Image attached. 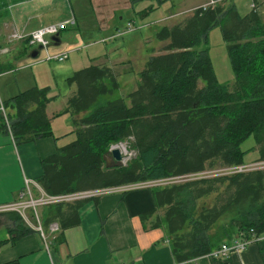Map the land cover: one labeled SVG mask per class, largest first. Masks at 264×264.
Wrapping results in <instances>:
<instances>
[{"label":"trees","instance_id":"obj_1","mask_svg":"<svg viewBox=\"0 0 264 264\" xmlns=\"http://www.w3.org/2000/svg\"><path fill=\"white\" fill-rule=\"evenodd\" d=\"M263 3L241 15L234 4L219 2L160 27L156 38L164 41L162 50L146 60L128 102L115 96L119 83L110 66L74 71L67 82L76 86L62 113L72 117L75 139L42 160L36 179L41 187L60 194L243 164L239 145L250 134L256 160L264 161ZM216 24L235 73L232 89L217 81L208 49L199 48ZM9 68L0 64V72ZM51 100L49 87L34 85L17 93L4 102L12 112L0 111V128L9 130L16 143L51 135L45 110ZM121 141L135 155L125 165L108 167L104 156ZM151 190L155 208L142 213L141 220L155 215L149 227H165L177 262L204 256L238 232H264V168ZM209 196L210 205L201 202ZM85 201L49 206L45 223L78 224V207ZM8 216L14 235L0 240V247L30 231L17 214Z\"/></svg>","mask_w":264,"mask_h":264},{"label":"crops","instance_id":"obj_2","mask_svg":"<svg viewBox=\"0 0 264 264\" xmlns=\"http://www.w3.org/2000/svg\"><path fill=\"white\" fill-rule=\"evenodd\" d=\"M97 1L103 2L104 7L97 5L95 3ZM220 2L228 5L226 0ZM247 2L249 7V0ZM51 3L52 0H0V42L2 40L6 42L11 32L18 30L15 25L16 17L13 16L11 9H14L19 19L22 16L26 19L19 27V30L23 29V34L25 27L28 28L34 21L33 18L41 20ZM125 3L126 0H91L100 32L118 29L113 20L122 19L121 14L124 12L122 8L126 6ZM261 6L263 8L264 3ZM247 12L240 14L244 15ZM76 22L77 19H74V24L70 26L77 25ZM67 28L55 36L54 45L61 43L62 31L66 32ZM25 38L26 36H23L9 46L8 52H12V60H0L1 65L10 67L0 72V111L5 101L31 84L27 81L29 85L22 87V83L18 82L20 85L10 89L7 85V76L21 73L20 67L16 73L13 72L15 63L18 64L28 57L33 58L31 52L34 50H37L36 57L38 56L40 48L38 46L33 49L27 48L26 45H33L30 42L25 43ZM41 61L32 62L30 65ZM32 82L31 86H36L35 81ZM51 101L45 107L50 124L53 117L59 118L57 116L59 114L51 108ZM8 110L12 112L10 107ZM64 119L66 124L69 123V116ZM70 119L72 120V117ZM71 123L73 124V121ZM54 130H56L54 127L51 128V135L34 141L16 143L8 130L0 128V203L16 199L25 179L36 180L41 175L42 160L55 153L57 147L63 144L59 140L60 134L63 133H55ZM154 208L153 192L151 188L144 187L86 199L78 207V224L67 228L60 226L58 233L50 234L48 249L39 233L30 230L12 243L7 242L0 247V264H178L172 254L165 227H149L148 221L155 215L146 223L141 220L142 213ZM45 213L46 208H41L44 218ZM9 227L11 220L8 214L0 215V240L14 235L9 231ZM183 264H264V240L254 242L243 250H235L223 259L201 256Z\"/></svg>","mask_w":264,"mask_h":264},{"label":"rangeland","instance_id":"obj_3","mask_svg":"<svg viewBox=\"0 0 264 264\" xmlns=\"http://www.w3.org/2000/svg\"><path fill=\"white\" fill-rule=\"evenodd\" d=\"M209 1L126 0V6L122 8L124 9V12L121 14L122 19L119 20L117 17L118 19L115 18L113 20V23L118 26V29L115 28L103 32H100L97 27L91 0H52L51 5L46 8L47 11L42 15L41 20L33 18L34 21L28 28H26L27 26L25 27L23 34V29L19 30V27L26 22V19L23 16L19 19L14 13V9H11L13 16L16 17L15 25L18 30H15V32L21 36H28L38 29L60 23H65L67 28V26L71 25V20L74 19H77V25L68 27L66 30L68 32L67 34L62 31L60 36L61 43L59 45H54V42L50 38V53L68 52L66 59L62 61H45L43 60L45 51L41 48L36 58L28 57L18 64H14L13 72L16 73L19 70L17 68L20 67L21 73L7 76L8 88H16L20 85L19 83H22V87H26V85H29L27 81L31 83L28 87L32 85V81H35L38 87L49 86V96L54 99L51 101V108L59 114L57 115L59 118H52L50 126L56 129L54 130L55 133H63L64 136L60 134L61 137H59V140H61L60 143L66 144L75 139V134L69 113L67 115L62 114V112L65 108L68 95L76 86L75 83H72V86H70L67 78L74 71L91 64L110 66L116 74L119 83V88L115 96L122 97L128 102L127 94L136 88L139 78L138 74L143 69L146 60L151 55L160 53L162 50L164 41L156 38L158 29L165 25H173L185 19L192 14L194 9L202 7L204 3H208ZM226 1L228 5L235 4L239 13L249 11L247 0ZM95 3L101 8L104 7V3L101 1ZM260 10L261 16L264 19V7L262 8L261 6ZM129 24L131 25V30H128ZM11 34L8 36L6 42L4 40L0 42V60H12V52L8 51L9 46L16 40L11 38ZM102 39L105 41L103 42ZM26 46L30 49L36 47L35 44L33 46ZM199 48L208 49L217 81L220 84L228 85L232 89L235 82V73L229 61L226 42L222 37L219 24L209 29L206 40L199 45ZM36 61L41 62L32 66L30 65ZM71 87L72 90L70 91ZM3 109L5 114L9 111L8 109ZM67 116H69V123L66 124L64 118ZM120 143L124 144L126 142L121 141ZM239 147L244 152V163L257 161L258 150L253 135L250 134L243 139ZM127 150L130 152H128L127 159L130 161L134 153L128 148V145ZM108 160L111 165L113 161L109 158ZM122 163L124 162L122 161ZM212 197L203 198L201 202L210 205ZM201 205L199 204V207Z\"/></svg>","mask_w":264,"mask_h":264},{"label":"built area","instance_id":"obj_4","mask_svg":"<svg viewBox=\"0 0 264 264\" xmlns=\"http://www.w3.org/2000/svg\"><path fill=\"white\" fill-rule=\"evenodd\" d=\"M220 1L222 0H210L207 4H203L202 8L205 9L207 6L216 5ZM262 1L264 0H249V8L251 10H257L259 4ZM71 24H74V20H71ZM130 26L131 25L129 24L128 30H131ZM65 28V23H60L58 25H49L44 28L38 29L31 35L26 36V38H29L28 42H30L31 45L35 44L40 49L42 48L45 51V57L43 58V60L62 61L68 57V52L51 54L49 51V46L51 45L50 38L54 42L52 37L57 36L58 33ZM11 38L17 40L23 38V36L18 35L17 32L13 31V33L11 34ZM102 41L104 42L105 40L102 39ZM2 113L3 115H5L3 108ZM124 144L119 142V144L116 143L110 146V149L113 147H117L120 150V153L122 155L121 162H124L122 163L123 165H125L128 161L127 158L129 152L127 150V142ZM261 168H264V161H256L252 163H243L230 166H221L185 175L130 182L126 184L104 186L89 190H81L60 194L47 193L41 187L37 180L25 179L24 186L19 191L16 199L5 203H0V215L8 213L17 214L20 222L24 226H26L30 230H34L39 233L45 243V247L48 249V237L50 234H56L60 231V224L57 221L45 223V218L41 214V208H48L49 206H55L59 204L64 205L66 203H72L86 199H94L106 194L122 193L143 187L153 188L198 178L229 176L232 174ZM261 240H264V232L255 233L253 229H249L247 232L241 231L238 232V234H236L231 240L222 242L218 247L212 249L204 256H208L210 258L223 259L226 258L233 251L243 250L250 244Z\"/></svg>","mask_w":264,"mask_h":264},{"label":"water","instance_id":"obj_5","mask_svg":"<svg viewBox=\"0 0 264 264\" xmlns=\"http://www.w3.org/2000/svg\"><path fill=\"white\" fill-rule=\"evenodd\" d=\"M52 39L53 40H56V37L54 36V37H52ZM36 55H37V50H34L33 52H31V56L33 58L36 57ZM108 158L111 161H113V163L111 165L108 162L109 161ZM121 158H122V155L120 153V150L117 147H113V148L109 149L107 151V153L105 154V156H104V159L106 161V165L108 167H111V166H113V167L121 166L122 165Z\"/></svg>","mask_w":264,"mask_h":264}]
</instances>
